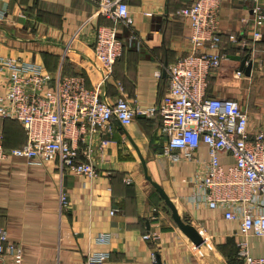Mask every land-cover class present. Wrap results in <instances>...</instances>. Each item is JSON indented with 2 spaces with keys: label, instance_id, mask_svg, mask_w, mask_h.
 Wrapping results in <instances>:
<instances>
[{
  "label": "crops",
  "instance_id": "1",
  "mask_svg": "<svg viewBox=\"0 0 264 264\" xmlns=\"http://www.w3.org/2000/svg\"><path fill=\"white\" fill-rule=\"evenodd\" d=\"M124 1L137 40L129 41L130 29L118 26L123 52L100 85L101 97L109 104L125 99L154 106L167 88L166 67L190 50L188 21L174 12L192 0ZM251 6L252 0L221 1L215 50L226 58L212 73L207 95L238 98L255 131L264 128V23L263 39L253 43ZM95 8L96 0H0V55L36 62L55 79L81 75L94 87L105 72L93 51L96 28L112 24ZM246 54L248 74L240 69ZM160 123L157 115L127 125L112 118L111 134L93 136L95 142L99 136L110 140L104 160L94 153L93 179L56 161L40 165L19 157L1 165L0 227L21 246L22 264H84L88 252L106 253L103 264H150L152 251L161 264H230L226 240L236 246L238 222L189 201L197 165L160 154ZM0 128L5 147L25 142L19 122L0 119ZM195 154L207 158L203 145ZM196 230L209 242L202 251L190 239ZM148 232L158 237L142 239ZM247 241L253 256L264 255V237Z\"/></svg>",
  "mask_w": 264,
  "mask_h": 264
},
{
  "label": "built area",
  "instance_id": "2",
  "mask_svg": "<svg viewBox=\"0 0 264 264\" xmlns=\"http://www.w3.org/2000/svg\"><path fill=\"white\" fill-rule=\"evenodd\" d=\"M221 1L192 0L174 12L188 21L190 50L166 67V91L159 103L150 107L125 99L109 104L101 97L100 85L122 54L118 26L130 29L129 41L137 40L124 0H96V14L112 24L96 28L93 51L105 72L94 87H88L81 75L55 79L36 62L0 55V119L19 122L26 137L20 146L5 147L0 128V167L19 157L40 165L56 161L71 174L93 179L98 175L94 153L104 160L110 142L101 136L95 142L93 136L111 134L112 118L127 125L135 117L157 115L161 122L158 131L164 138L160 154L197 165L194 194L189 201L238 222L239 264H264V255L253 256L247 241L249 236L264 237V128L249 130L247 111L238 98L207 95L212 73L226 58L215 50L220 42ZM251 11V41L256 43L263 39L264 0H252ZM202 145L206 159L195 154ZM196 231L200 243L193 245L202 251L209 242ZM141 237L152 241L158 234L148 232ZM105 238L100 235L97 240ZM106 256L104 252H88L84 264H103ZM150 259V264H161L155 251ZM7 261L22 264V248L9 242L6 229L0 227V264Z\"/></svg>",
  "mask_w": 264,
  "mask_h": 264
},
{
  "label": "water",
  "instance_id": "3",
  "mask_svg": "<svg viewBox=\"0 0 264 264\" xmlns=\"http://www.w3.org/2000/svg\"><path fill=\"white\" fill-rule=\"evenodd\" d=\"M251 66H252V62L249 60V55L248 54L244 55L240 61V69H244L245 74H248L251 69ZM156 188L158 191H160V193H162V191L157 186ZM190 239L194 245H197V246L199 245L200 239L197 235L195 236L191 235Z\"/></svg>",
  "mask_w": 264,
  "mask_h": 264
},
{
  "label": "trees",
  "instance_id": "4",
  "mask_svg": "<svg viewBox=\"0 0 264 264\" xmlns=\"http://www.w3.org/2000/svg\"><path fill=\"white\" fill-rule=\"evenodd\" d=\"M118 36V35H117ZM119 38V37H118ZM122 52H123V49H122ZM121 56V55H120ZM119 58V57H118ZM117 58V59H118ZM115 63V62H114ZM6 120H9V119H6ZM11 121H15V120H11ZM16 122V121H15ZM227 241V243H228V245H227V247H229L230 249H232V254H231V256H229V257H227L228 258V260H229V263L230 264H239V260L236 258V250H237V248H236V246H235V244L233 243H231L230 241V239H227L226 240ZM231 244L233 245V246H231ZM223 249L224 248H222V251H223ZM225 251V250H224Z\"/></svg>",
  "mask_w": 264,
  "mask_h": 264
}]
</instances>
